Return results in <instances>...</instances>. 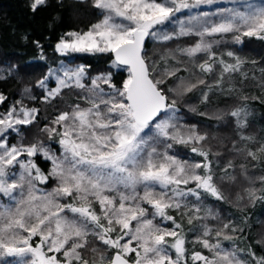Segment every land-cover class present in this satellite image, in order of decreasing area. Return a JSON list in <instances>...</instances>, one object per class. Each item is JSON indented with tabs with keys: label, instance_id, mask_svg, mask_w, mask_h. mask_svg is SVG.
I'll return each instance as SVG.
<instances>
[{
	"label": "snow or ice",
	"instance_id": "snow-or-ice-1",
	"mask_svg": "<svg viewBox=\"0 0 264 264\" xmlns=\"http://www.w3.org/2000/svg\"><path fill=\"white\" fill-rule=\"evenodd\" d=\"M46 3L31 0L30 9ZM91 3L99 19L87 30L65 32L55 51L109 55V70L92 75L91 65L60 61L37 81L45 102L63 98L65 90L77 97L40 129L59 150L40 138L25 142L24 129L38 124V108L17 100L0 111V264H264V246L259 252L240 247L244 228L224 222L205 203L208 197L226 201L218 182L235 181L237 166L232 160L221 166L220 153L204 147L207 134L181 122L176 99L196 90L204 104L217 93L231 96L239 91L237 75L241 85L251 78L264 90V68L249 77L247 61L215 50L264 42V0ZM185 37L195 40L158 61L147 55L148 42ZM112 68L126 73L119 84ZM24 94L31 97V89ZM239 99L227 113L243 142L233 151L257 168L264 165V140L245 134L249 97ZM6 100L0 93V105ZM177 145L192 157L175 151ZM239 168L249 186L237 201H264V175H249L248 163Z\"/></svg>",
	"mask_w": 264,
	"mask_h": 264
},
{
	"label": "trees",
	"instance_id": "trees-1",
	"mask_svg": "<svg viewBox=\"0 0 264 264\" xmlns=\"http://www.w3.org/2000/svg\"><path fill=\"white\" fill-rule=\"evenodd\" d=\"M30 3L31 0H0V76L5 77L0 79V93L7 97L4 104L0 105V111L5 110L17 100H22L28 107L38 108V124L24 129L25 142L40 138L58 151L59 146L52 141H47L40 129L49 123L59 111L65 110L67 104L77 102V97L74 93L65 90L62 94L63 98L58 97L51 102H45L43 100L44 89L37 86V81L58 59L71 64L91 65L90 72L95 75L98 71L109 70L110 58L109 55L87 53H74L61 57L54 50V42L59 40L65 32L87 30L99 19L91 0H47L46 5L40 6L35 12L30 9ZM226 39L230 41V37ZM194 40L195 37H185L167 44L148 42L147 55L158 61L168 49H174L177 45L187 46ZM36 42H39V48ZM215 50L218 55L229 50L234 51L236 55L247 61L244 70L248 72L249 77L253 75L259 77V69L264 68V42L254 39L246 40L244 45H234L229 42L219 45ZM41 55L44 56L43 60L40 59ZM225 59L229 58L225 56ZM252 61L256 63L253 64ZM29 65L31 67H28ZM111 71L114 73V82L118 84L126 75L115 68ZM179 75L188 76L186 72H181ZM240 79L237 75L236 84L239 89L237 93L231 96L217 93L210 97L207 104L201 103L199 90L178 96L176 99L181 122L196 124L201 133L207 134L208 139L204 142V147L210 148L213 153H220L215 159L220 162L221 166L228 160H232L237 166L232 172L236 178L235 181L229 177L223 182H218L226 201H216L208 197L205 203L214 211H218L220 219L224 222L230 219L239 227L244 228V232L238 234L242 236V239L237 241L240 247L251 246L253 250L259 252L264 246V201H257L254 205L247 200L238 202L237 194H242L249 186L248 181L241 175L239 165L248 163L251 176L264 175V171H261L264 165L253 168L252 164L255 162L245 161L243 154L237 155L233 151L234 143L237 148H240L243 142L239 140L234 119L227 113L242 102L239 99L240 95H247L249 115L248 127L244 129V132L256 137L257 140H264V90H261L256 85V81L251 78L243 81L242 85ZM172 84L173 81L170 80L168 86ZM25 88L31 89V97H35L34 99L24 94ZM193 108L196 111H191ZM200 113L207 115L201 116ZM218 113L223 114L222 119L214 118ZM15 135L13 133L10 139ZM175 151L188 158L193 155L188 148L180 145L176 146ZM42 166L46 165L42 164ZM219 175L221 173L217 169V176ZM211 224L215 226L216 222L212 221ZM193 235L189 233L188 239L192 240ZM228 243L225 242V245L227 246Z\"/></svg>",
	"mask_w": 264,
	"mask_h": 264
},
{
	"label": "rangeland",
	"instance_id": "rangeland-1",
	"mask_svg": "<svg viewBox=\"0 0 264 264\" xmlns=\"http://www.w3.org/2000/svg\"><path fill=\"white\" fill-rule=\"evenodd\" d=\"M218 6H225V5L221 4V5H212V6H201L199 9H193V12H195V11H213ZM228 6H230V5H228ZM184 14H187V13H184ZM178 15H182V14H178ZM172 27H173V25H169V26H167L166 30L171 31ZM60 61H64V60L63 59L56 60V62L53 65H51V67L58 66ZM64 62L69 64L70 66L79 65V64H71L70 62H66V61H64Z\"/></svg>",
	"mask_w": 264,
	"mask_h": 264
},
{
	"label": "water",
	"instance_id": "water-1",
	"mask_svg": "<svg viewBox=\"0 0 264 264\" xmlns=\"http://www.w3.org/2000/svg\"><path fill=\"white\" fill-rule=\"evenodd\" d=\"M57 42H58V40L56 42H54V43L56 44ZM55 44H54V50H55ZM55 53H57V52L55 51ZM57 54L60 55L59 53H57ZM61 57H64V56H61Z\"/></svg>",
	"mask_w": 264,
	"mask_h": 264
}]
</instances>
